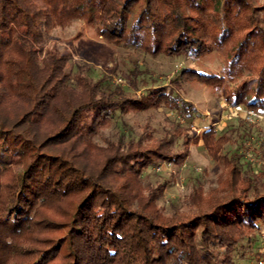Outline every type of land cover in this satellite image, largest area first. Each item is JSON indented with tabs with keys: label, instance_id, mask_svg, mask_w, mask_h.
<instances>
[{
	"label": "trees",
	"instance_id": "obj_1",
	"mask_svg": "<svg viewBox=\"0 0 264 264\" xmlns=\"http://www.w3.org/2000/svg\"><path fill=\"white\" fill-rule=\"evenodd\" d=\"M261 12L250 0H0V264H235L239 241L264 230V173H242L241 156L224 152L228 138L178 125L162 138L149 129L135 142L92 138L117 110L167 107L190 121L183 82L227 87L228 104L264 113ZM76 20L114 45L191 59L219 51L224 64L218 74L183 69L136 96L71 75L68 55L44 48ZM89 108L92 121L71 127ZM200 141L225 173L165 216L166 185L143 187L140 177L159 160L181 167Z\"/></svg>",
	"mask_w": 264,
	"mask_h": 264
},
{
	"label": "rangeland",
	"instance_id": "obj_2",
	"mask_svg": "<svg viewBox=\"0 0 264 264\" xmlns=\"http://www.w3.org/2000/svg\"><path fill=\"white\" fill-rule=\"evenodd\" d=\"M250 1L254 6H264V0ZM260 25L264 28V12L260 13ZM48 45L68 55L66 66L71 75L80 70L92 80H101L103 85H120L136 96H142L153 86H170L172 81H179L183 69L218 74L224 64V56L219 51L200 59H191L162 54L152 56L140 49L114 45L103 40L93 25L82 20L74 21L65 29L54 30L43 44L44 48ZM44 56V51L39 53V60L42 61ZM232 85L228 83V86ZM227 93V87L215 91L196 82H183L179 94L194 107L190 121L167 107L126 113L117 110L110 119L99 125L92 139L103 145L101 137L111 141L122 137L127 143L129 140L135 142L146 129L152 132L153 137L162 138L177 125L188 128L191 136L214 128L217 136L229 140L224 144V152H235L241 156V172L250 177L258 176L264 173V113H261V119L249 118L246 114L248 109L239 105V110L237 105L231 106L225 101ZM84 116L90 123L94 109L79 110L72 117L70 126L80 125ZM181 142L179 139L174 148L181 149ZM224 173V166L210 157L200 141L190 146V154L181 167L159 160L143 172L140 182L143 187L150 188L158 184L166 185L157 206L165 216H170L185 209L193 189L200 188L204 195L207 194L211 188H216ZM262 246L264 230L251 234L249 240L241 239L231 254L232 259L235 264H260L259 261L264 262Z\"/></svg>",
	"mask_w": 264,
	"mask_h": 264
},
{
	"label": "built area",
	"instance_id": "obj_3",
	"mask_svg": "<svg viewBox=\"0 0 264 264\" xmlns=\"http://www.w3.org/2000/svg\"><path fill=\"white\" fill-rule=\"evenodd\" d=\"M237 108L240 110L241 108L239 107V105L237 106ZM246 114L249 118H262V114L259 112H255L253 110H246ZM157 170H159L158 167H156ZM260 264H264V262L259 261Z\"/></svg>",
	"mask_w": 264,
	"mask_h": 264
}]
</instances>
